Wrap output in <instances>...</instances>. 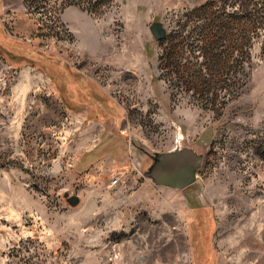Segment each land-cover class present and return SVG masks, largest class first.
<instances>
[{"label": "rangeland", "instance_id": "1", "mask_svg": "<svg viewBox=\"0 0 264 264\" xmlns=\"http://www.w3.org/2000/svg\"><path fill=\"white\" fill-rule=\"evenodd\" d=\"M82 1L0 0V264H264V0Z\"/></svg>", "mask_w": 264, "mask_h": 264}, {"label": "water", "instance_id": "2", "mask_svg": "<svg viewBox=\"0 0 264 264\" xmlns=\"http://www.w3.org/2000/svg\"><path fill=\"white\" fill-rule=\"evenodd\" d=\"M149 30L155 41L166 37V30L161 22H153ZM150 163L143 170V177L153 184L173 189H185L196 180V173L199 170L203 156L191 147H181L149 155ZM66 202L75 207L79 204L80 198L77 195L64 193Z\"/></svg>", "mask_w": 264, "mask_h": 264}, {"label": "trees", "instance_id": "3", "mask_svg": "<svg viewBox=\"0 0 264 264\" xmlns=\"http://www.w3.org/2000/svg\"><path fill=\"white\" fill-rule=\"evenodd\" d=\"M83 2V4H85L87 1L86 0H84V1H82ZM89 12V11H88ZM66 70H63V71H61V72H59L58 74H59V76L60 77H58L59 78V83H61L62 85H63V87L64 88H66V85H65V83H66V72H65ZM77 79V78H76ZM78 80V79H77ZM80 85V87H81V94L83 95V96H85V98H87V100L89 101V103H95L94 102V100L92 99V97H91V95L90 96H86V95H84V94H86V93H84V90H83V86L81 85V83H79Z\"/></svg>", "mask_w": 264, "mask_h": 264}, {"label": "built area", "instance_id": "4", "mask_svg": "<svg viewBox=\"0 0 264 264\" xmlns=\"http://www.w3.org/2000/svg\"><path fill=\"white\" fill-rule=\"evenodd\" d=\"M114 183H116V181H114Z\"/></svg>", "mask_w": 264, "mask_h": 264}]
</instances>
